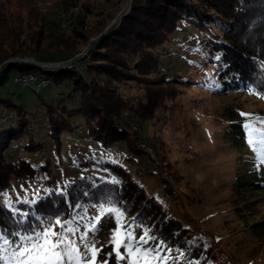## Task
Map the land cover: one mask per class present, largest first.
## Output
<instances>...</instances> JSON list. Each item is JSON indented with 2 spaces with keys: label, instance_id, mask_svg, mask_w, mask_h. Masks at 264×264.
I'll return each mask as SVG.
<instances>
[{
  "label": "rangeland",
  "instance_id": "rangeland-1",
  "mask_svg": "<svg viewBox=\"0 0 264 264\" xmlns=\"http://www.w3.org/2000/svg\"><path fill=\"white\" fill-rule=\"evenodd\" d=\"M142 1L0 0V38L12 22L8 15H19L24 27L29 12L45 19L39 55L8 59L16 60L10 64L34 67L35 72L19 76L16 69H11L2 97L16 103L26 102L34 112L37 102L30 91L41 90L50 102L57 97L63 99V105L77 107L79 97H68L72 91L70 85L53 88L42 73L73 68L84 74V65L99 38L118 27L121 19L130 13L132 2ZM188 31L191 38L197 35L191 29ZM27 33L20 37L24 45L29 44ZM181 35L169 43L170 57L165 59L161 69L167 76H173L176 83L163 85L155 73L147 77L149 82L145 84L150 94L164 96L152 117L140 122L133 116L137 101L143 95L135 80L111 84L130 109L117 117L116 124L124 128V138L130 150L135 148L137 154H132L123 143L115 145L113 150H105L86 136L84 125L72 133H62L59 149H56L43 119L44 111L39 108L31 129L34 130L32 138L41 144V149L34 153L20 150L18 154L30 162L38 179H51V183L16 180L0 195V201L10 208L23 201L36 202L49 191L60 192L80 178L99 177L114 182L116 177L108 171L81 165L87 158H96L125 168L145 193L157 199L172 217L215 243L219 259L230 264H264V232L256 226L264 222V189L249 186L243 191L236 186L237 176L247 170L248 164L259 163L253 148L264 149L259 143L249 145L241 127L248 118L240 113L264 117V102L245 93L224 91L218 83L210 82L205 86L204 83L215 77L214 65L208 62L195 39L182 40ZM71 50L73 53L69 55ZM33 62L43 65L36 67ZM61 62L67 63L46 66ZM12 120L15 121L14 114L7 110L6 121ZM72 123L82 124V119L74 118ZM253 127L264 131L258 124ZM5 128L3 124L0 126V130ZM91 207L87 205L82 215L67 221L77 230L76 239L85 235L86 243L96 250L95 264H110V260L112 264H145L143 256L136 258L137 253L126 252L124 244L120 243L127 241V228H123L126 221L117 225L109 214L103 216ZM122 247L125 255L120 252ZM86 255L91 260L92 252Z\"/></svg>",
  "mask_w": 264,
  "mask_h": 264
},
{
  "label": "trees",
  "instance_id": "trees-1",
  "mask_svg": "<svg viewBox=\"0 0 264 264\" xmlns=\"http://www.w3.org/2000/svg\"><path fill=\"white\" fill-rule=\"evenodd\" d=\"M39 17L29 12L24 27L19 15H8L12 22L0 38V64L18 56L39 55L40 33L43 34L42 29L45 28V19ZM188 29L197 32V35L191 38ZM25 31L28 32V45L20 41ZM179 34H182V40L195 39L202 46L208 62L214 65L215 77L211 81L207 79L205 86H209L210 82L218 83L224 91L245 93L264 102V98H260L264 96V0L132 2L130 13L121 19L118 27L108 30L99 38L84 65L85 75L73 68L42 73L53 88L70 85L72 91L68 97H79L77 107L69 108L63 105L62 98L57 97L50 102L40 93L41 90L30 91L34 94V102H37L34 112L29 110L30 105L26 102L16 103L2 97L11 69H16L19 76L35 71L34 67L27 68L24 64H7L0 68V126L3 124L6 127L0 130V195L10 189L16 180L51 183V179H38L37 171L30 162L18 154L20 150L34 153L41 149V144L34 142V130L31 129L39 108L44 111L43 119L56 149H59V136L62 133H72L84 125L86 136L105 150H113L115 145L122 143L130 150L129 142L124 138V128L116 124L117 117H122V113L130 109L126 108L127 104L121 95L115 93L112 85L135 80L143 95L137 101L138 108L133 116L140 122L152 117L164 96L150 94L145 83L149 82L147 77L154 73L158 74L163 85L176 83L173 76H167L161 69L165 59L170 57L169 43ZM72 53V50L68 52L69 55ZM7 110L12 111L15 121H6ZM77 117L82 119V124L73 125L72 121ZM130 152L137 154L135 148ZM81 165L98 166L116 180L108 182L99 177L80 178L60 192L49 191L36 202L23 201L11 208L0 201V232L8 234L38 225L36 216L60 218L67 222L75 215H82L88 205L102 215L109 214L117 225L120 221H126L123 227L127 228L126 238L128 233L138 237L145 231L149 237L156 238L152 246L160 244L162 247L157 249L159 256H167L168 259L144 257L145 264H230L219 259L215 243L195 234L172 217L157 199L145 193L134 176L122 166L96 158H87ZM42 168L46 169L47 166ZM236 186L243 191L249 186L264 189V166L257 161L250 162L247 170L237 176ZM13 210L30 215L27 218L13 216ZM256 226L264 232V222ZM135 232H139V235ZM120 252L125 255L123 247Z\"/></svg>",
  "mask_w": 264,
  "mask_h": 264
},
{
  "label": "snow or ice",
  "instance_id": "snow-or-ice-1",
  "mask_svg": "<svg viewBox=\"0 0 264 264\" xmlns=\"http://www.w3.org/2000/svg\"><path fill=\"white\" fill-rule=\"evenodd\" d=\"M240 115L248 118L242 122L241 127L249 145L254 143L264 145V131L253 127L254 124H258L260 128H264V117H253L245 113ZM253 152L260 165L264 166V149L253 148ZM17 215L27 218L30 213L13 210V216ZM35 219L39 224L25 228L23 231H13L8 234L0 232V264H95L96 250L86 243L85 235H80L79 239H76L77 230L71 227V221L62 223L60 218L40 216H36ZM92 231H95V227ZM154 240L156 238L149 237L148 232L145 231L138 237L128 233L127 242L120 241V243L124 244L128 253L135 252L145 258L167 260V256H159L157 249L162 247L160 244L152 246ZM142 247L143 252H141ZM89 251L92 252L91 260L86 255Z\"/></svg>",
  "mask_w": 264,
  "mask_h": 264
},
{
  "label": "water",
  "instance_id": "water-1",
  "mask_svg": "<svg viewBox=\"0 0 264 264\" xmlns=\"http://www.w3.org/2000/svg\"><path fill=\"white\" fill-rule=\"evenodd\" d=\"M16 60H7V61H4L2 64H0V68H2L4 65H7V64H10V63H15ZM68 62V61H67ZM67 62H61V63H54L53 65L56 67V66H60V65H63V64H66ZM34 63V62H33ZM34 65L36 67H41V65L43 64H38V63H34Z\"/></svg>",
  "mask_w": 264,
  "mask_h": 264
},
{
  "label": "bare ground",
  "instance_id": "bare-ground-1",
  "mask_svg": "<svg viewBox=\"0 0 264 264\" xmlns=\"http://www.w3.org/2000/svg\"><path fill=\"white\" fill-rule=\"evenodd\" d=\"M47 67H55L54 65H52V66H49V65H46Z\"/></svg>",
  "mask_w": 264,
  "mask_h": 264
}]
</instances>
